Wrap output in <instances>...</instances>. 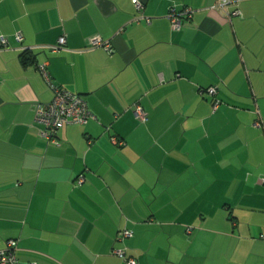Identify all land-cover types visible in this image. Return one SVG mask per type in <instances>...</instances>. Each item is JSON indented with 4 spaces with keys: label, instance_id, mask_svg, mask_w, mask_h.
Instances as JSON below:
<instances>
[{
    "label": "crops",
    "instance_id": "crops-1",
    "mask_svg": "<svg viewBox=\"0 0 264 264\" xmlns=\"http://www.w3.org/2000/svg\"><path fill=\"white\" fill-rule=\"evenodd\" d=\"M141 1L149 22L132 0H0V248L17 240L13 264H125L123 246L138 264H264V0L231 17L216 0ZM62 34L63 49L42 48ZM93 34L111 50L88 47ZM40 62L94 114L58 144L35 122L53 95Z\"/></svg>",
    "mask_w": 264,
    "mask_h": 264
},
{
    "label": "built area",
    "instance_id": "built-area-1",
    "mask_svg": "<svg viewBox=\"0 0 264 264\" xmlns=\"http://www.w3.org/2000/svg\"><path fill=\"white\" fill-rule=\"evenodd\" d=\"M238 0H216L208 7L212 9L219 10L228 16L240 15L241 11L237 6ZM137 9V14L134 17L136 21L140 19H145L146 22L150 21V18L144 16L142 13L143 3L141 0H132ZM193 9L189 6H185L180 11L176 10L174 7L170 9L168 13V18L170 20V25L173 29H180L185 21L189 20L192 16ZM15 39L18 42L22 41V35L20 32H15ZM66 39L62 34L57 38V41L53 44L42 45L50 53H56L65 47ZM9 45V40L5 35H0V50L7 48ZM88 47L101 46L107 50H111V44L109 40H104L98 34H93L88 37ZM34 46L22 45V51H31ZM37 69L43 76L46 83L52 89V98L45 103H38L35 108V122L38 125L39 135L46 138L49 142L58 144L59 139L57 131L60 127L67 124H86L94 114L89 109L84 98L77 92H73L62 88L61 86L53 83L51 81L50 75L48 73L46 62L37 63ZM217 87L215 85H210L202 90L214 98L216 94ZM219 104V100L215 98L212 102V112H214ZM135 116L141 120H146V112L139 103L133 104ZM261 120H257L255 125L261 126ZM110 139L113 143L117 145H123L124 139L118 138L115 135H111ZM85 176L80 173L76 176L75 184L79 185L83 183ZM264 182V179H262ZM192 226H187L186 231L190 232ZM131 231L129 229H122L116 236L118 241L124 239V237L130 236ZM260 238L264 239V233H260ZM17 247V240L14 238H9L6 240L5 245L0 248V264H13L17 261L15 256V249ZM112 253L121 257L125 264H138V260L134 255H128L126 248L115 247L112 249Z\"/></svg>",
    "mask_w": 264,
    "mask_h": 264
},
{
    "label": "trees",
    "instance_id": "trees-1",
    "mask_svg": "<svg viewBox=\"0 0 264 264\" xmlns=\"http://www.w3.org/2000/svg\"><path fill=\"white\" fill-rule=\"evenodd\" d=\"M20 56H21V59L24 61L33 59L32 55L29 53V51H22L20 53ZM203 92H205V91H203ZM214 99H215V96H214V98L212 97V102Z\"/></svg>",
    "mask_w": 264,
    "mask_h": 264
}]
</instances>
